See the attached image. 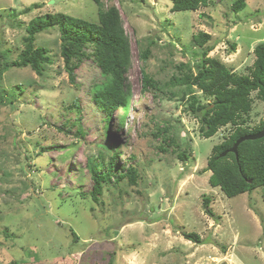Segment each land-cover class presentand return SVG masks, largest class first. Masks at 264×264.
I'll use <instances>...</instances> for the list:
<instances>
[{
  "label": "rangeland",
  "instance_id": "374dc122",
  "mask_svg": "<svg viewBox=\"0 0 264 264\" xmlns=\"http://www.w3.org/2000/svg\"><path fill=\"white\" fill-rule=\"evenodd\" d=\"M236 1L172 12L171 0H103L105 8L121 11L132 52L128 110L115 113L110 131L93 99V86L104 80L93 59L83 60L71 83L59 31L37 36L35 45L49 49L52 64L43 76L12 67L1 85L16 101L0 106V264H58L66 257L75 264H264L261 188L229 198L209 184L212 148L234 128L202 137L199 117L175 79L183 74L179 64L195 65L201 50L192 38L200 32L212 36L210 57L250 73L254 49L264 42V0H245L238 13ZM97 11L93 0H0V50L17 60L35 17L64 13L96 23ZM152 40L151 55L142 61L139 52ZM141 69L156 88L143 89ZM197 95L203 104L213 102ZM253 98L244 125L251 129L264 119V102ZM182 151L186 162L178 156ZM113 154L118 169L95 203L89 166L100 162L105 172ZM129 167L137 170L136 185L117 180ZM186 233L204 243L187 240Z\"/></svg>",
  "mask_w": 264,
  "mask_h": 264
},
{
  "label": "trees",
  "instance_id": "16d2710c",
  "mask_svg": "<svg viewBox=\"0 0 264 264\" xmlns=\"http://www.w3.org/2000/svg\"><path fill=\"white\" fill-rule=\"evenodd\" d=\"M93 1L98 8L96 23L64 13H47L31 19L28 23L24 49L17 60L10 61L9 50H0V106L13 105L16 101L15 94H6L1 87L5 73L12 67L19 69L29 67L38 76H43L44 67L52 64L49 49L45 46H36L35 43L39 34L50 29H57L61 40L60 55L71 83H75L76 70L86 58H92L100 69L104 80L93 86V99L106 114L107 130H111L114 115L118 110L127 112L131 98V88L127 78L132 58L130 39L124 28L121 11L115 5L105 8L103 0ZM209 1L171 0V11L196 12L201 7H207ZM245 7V0H237L233 4V10L236 13ZM211 39V34L206 32L193 36L192 42L201 52L196 54L194 66L190 62L179 64L178 69L183 74L175 78L185 88L182 98L190 99V110L199 117L202 137L209 139L221 128L227 126L234 128L227 139L212 148L207 167V170L212 173L209 184L212 187H219L229 198L261 188V196L264 200V138L241 143L238 148V158L234 153L228 152L240 138L257 134L264 128V119L258 127L252 129L244 127L254 107L253 94H256L257 100L264 102V42L254 49L255 61L249 68L250 73L239 74L219 59L209 56L215 49ZM153 44L152 40L139 52V59L142 61L149 59ZM90 47L92 51L87 52L86 48ZM141 82L144 90L157 87L155 81L146 74L144 69H141ZM199 91L213 98V102L201 103L197 97ZM124 127L125 121L122 118L119 129ZM167 139L169 145L176 144L174 138L167 137ZM225 152L228 153L222 157ZM178 156L184 162L188 160V155L184 151ZM98 158H102L101 152ZM117 158L118 155L113 154L105 172H100L103 165L100 162L95 161L89 166L94 182L91 198L95 203H99L104 184L111 181L115 175L114 170L118 169ZM125 177L130 184L136 185V168L129 167L126 173L118 176V182ZM209 205L210 200L206 199V212L212 215ZM183 235L187 240L199 245L204 243L197 233ZM72 238L74 243L79 240L75 231H72ZM115 255L116 253L112 252V258ZM63 261L65 263L58 264H67V261L69 264H75L76 260L74 258L68 260L66 257Z\"/></svg>",
  "mask_w": 264,
  "mask_h": 264
},
{
  "label": "water",
  "instance_id": "95a60500",
  "mask_svg": "<svg viewBox=\"0 0 264 264\" xmlns=\"http://www.w3.org/2000/svg\"><path fill=\"white\" fill-rule=\"evenodd\" d=\"M262 138H264V128L257 134L247 135V136H244V137L240 138L236 142V144L228 152L234 153L237 156V158H238V148H239L241 143H243L245 141H248V140H259V139H262ZM228 152L223 153L222 157L226 156V154Z\"/></svg>",
  "mask_w": 264,
  "mask_h": 264
}]
</instances>
